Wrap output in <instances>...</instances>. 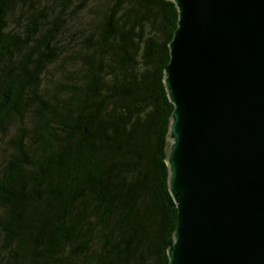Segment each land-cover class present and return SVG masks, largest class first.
<instances>
[{
	"label": "trees",
	"instance_id": "trees-1",
	"mask_svg": "<svg viewBox=\"0 0 264 264\" xmlns=\"http://www.w3.org/2000/svg\"><path fill=\"white\" fill-rule=\"evenodd\" d=\"M170 0H0V264H167Z\"/></svg>",
	"mask_w": 264,
	"mask_h": 264
},
{
	"label": "water",
	"instance_id": "water-1",
	"mask_svg": "<svg viewBox=\"0 0 264 264\" xmlns=\"http://www.w3.org/2000/svg\"><path fill=\"white\" fill-rule=\"evenodd\" d=\"M167 264H264V0H170Z\"/></svg>",
	"mask_w": 264,
	"mask_h": 264
}]
</instances>
